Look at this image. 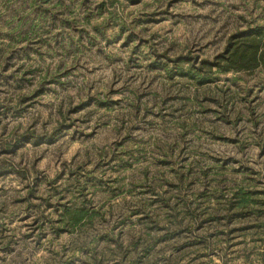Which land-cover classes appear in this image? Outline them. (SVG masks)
Listing matches in <instances>:
<instances>
[{
    "label": "rangeland",
    "instance_id": "obj_1",
    "mask_svg": "<svg viewBox=\"0 0 264 264\" xmlns=\"http://www.w3.org/2000/svg\"><path fill=\"white\" fill-rule=\"evenodd\" d=\"M30 1L0 0V264H264V66L172 61L264 0Z\"/></svg>",
    "mask_w": 264,
    "mask_h": 264
},
{
    "label": "trees",
    "instance_id": "obj_2",
    "mask_svg": "<svg viewBox=\"0 0 264 264\" xmlns=\"http://www.w3.org/2000/svg\"><path fill=\"white\" fill-rule=\"evenodd\" d=\"M171 1V0H170ZM31 5H36L41 0H31ZM112 6L113 1H109ZM40 12V19L41 14ZM110 13H113L110 11ZM44 17V16H42ZM95 35L100 32V26H94ZM151 52H155L152 49ZM174 68L178 75L186 77L191 82L202 84L215 79L214 71L217 73L232 72L234 77L241 72H252L259 66H264V23L258 22L254 17L245 19L242 28H237L231 32L225 39L222 51L217 54L213 60H199L194 63V59L190 56L175 58ZM158 63V62H157ZM168 75H172V68L165 66ZM214 70V71H213ZM55 71H46L42 78L38 79L36 90L41 89L45 82L46 76L52 77ZM23 100V98H21ZM100 102L99 99H97ZM248 200L244 199L241 205H244ZM251 202V201H250ZM241 212V211H240ZM247 257V256H246Z\"/></svg>",
    "mask_w": 264,
    "mask_h": 264
}]
</instances>
